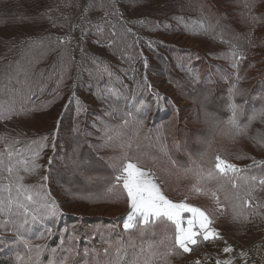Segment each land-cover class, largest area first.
Here are the masks:
<instances>
[{"label":"trees","instance_id":"obj_1","mask_svg":"<svg viewBox=\"0 0 264 264\" xmlns=\"http://www.w3.org/2000/svg\"><path fill=\"white\" fill-rule=\"evenodd\" d=\"M53 1L55 0H9V8L0 6V23L1 21L9 22V24L13 23L14 26L18 23L22 26L19 22L22 20L21 22L34 31L30 35L28 34L31 33V30L25 33L17 42L9 41V47L0 50V104L13 103L18 111L20 109L25 110L24 114L12 115L9 119V125H13L16 133L10 136L12 128L10 130L8 128L9 141L5 142L7 144L12 140L19 141L12 144L11 147L21 150L20 158L27 157V153L22 150L26 147L28 141L38 140L41 136L46 135L48 137L47 147L41 150L40 155L43 153L47 155L52 140L47 134L48 131L39 129L33 131L28 127L30 124L26 121L23 122V120L28 119L30 116L34 117V114L43 110L50 109L51 111L53 106H57L58 110L65 108L62 115L67 111H69V115H73L71 109L75 106L74 101L79 99L75 94L74 99L71 96L68 103L64 104L65 99L72 90L73 60L71 57V41L67 44H61L57 41V38L71 35L72 20L75 14L79 12L81 0H57L61 5L60 12L62 13V15H57L55 18V25L59 28L57 31H54L53 26L50 25L52 21L48 23L43 15L45 11H56L58 7L51 5ZM141 1L139 0V2ZM160 1H164L159 6L164 11L157 12L159 14L157 16L151 15L143 18L153 20L160 25L159 29L152 30L154 32L161 31L180 35L188 34L197 41L201 40L206 46L210 43L208 47H203L207 48L204 54L209 56L211 60L205 58L203 52L201 53L197 49L163 41L158 36L156 38V36L144 34V37H134L133 32L132 35L127 36L125 42L133 43L138 40L140 45L138 46L136 43L133 48L127 50L129 56L135 57L134 60L137 64L133 76L135 83H129L124 78L121 79L123 86L120 84L112 85L122 93L121 97L115 101V105H121L122 107L124 105L123 108L126 112V110L131 109L132 105L139 104L141 99L144 100L146 104L150 105L146 115L142 116L144 121H149V132L136 139L134 138L135 129L130 127L126 130L127 134L113 144L119 143L120 148L121 143L134 140L132 148L128 150L129 155L134 153L141 155L143 166L148 167L157 174L159 181L163 184L165 193L170 198L180 199L186 196L187 199H191L195 197L194 202L198 200L199 202L196 203L201 208L212 212L211 218L214 225L244 241L254 231L264 229V208L246 209L245 211L248 213L259 211L262 214H249L247 220H234L232 204L224 199L226 193L235 191L231 185H225V189L217 193L221 204L225 206L223 212H221L210 197L199 195L190 190L194 183L193 179L183 175L178 176L177 167L170 162L168 155L161 151V145H166L171 158L182 166H187L189 159H191L198 161L207 170L213 167V157L218 154L224 156V158L234 157L235 160L241 162L243 164L240 167L241 174L264 176V158L259 159L257 157L260 155V152H257L258 149L264 151V115H262L264 113L259 98V92L264 91V64L262 62L264 61V0H154V4ZM101 2L104 3V8L99 7ZM113 2L114 0H95L96 6L85 12V6L89 3V0H85L79 30L80 32L81 29L85 30L82 35L83 47L85 51L91 53L89 45L94 41L92 36L97 33L96 25H103L105 29L103 35H101V41L105 40L103 46L111 52L114 59L120 61L122 60L121 51L123 50L121 39L127 26L124 22H121L120 16L112 14L111 5ZM0 3L4 2L0 0ZM64 3L68 4L69 8L75 6L71 15L64 14L65 8L62 6ZM121 3L124 4L123 0H121ZM7 9H9V16L4 13ZM106 11L108 12V18L104 17ZM116 11L119 13L117 7ZM165 14H168V16L166 15L165 18L160 17ZM177 16H182L185 20H191L192 22L199 20L206 26L210 22L214 27L207 33L199 30L189 31L186 30L183 24L173 18ZM253 16L257 19L252 20L251 17ZM241 20H244V23L240 26ZM137 21L138 19L131 20V23H134V27L142 31V27L146 26L137 24ZM113 24L116 25L115 29L111 28ZM164 24H167L168 27H163ZM148 27L152 26L148 25ZM143 29L145 30V28ZM113 31L116 33L115 35H111ZM42 38H46L43 46L32 51L27 50L30 39L39 41ZM108 39L116 42L115 47H108ZM148 41H155L156 43L149 47ZM158 49H162L165 53L159 52ZM239 52H251V57L238 61ZM137 53L141 55H137ZM28 60L33 61V66L28 77V85H25L23 83L25 80L24 74L21 72L17 76L16 70L18 62L27 64ZM145 60L147 66L144 64ZM234 63L236 64L235 67H233ZM121 66L120 62L114 63L112 71L123 78L124 76L119 72ZM123 69L126 70L127 76L131 77L129 67L124 65ZM185 69H190L191 74L186 72ZM196 73L199 74V80L195 79L194 74ZM8 76L13 78L9 80ZM49 76H51V79H49ZM62 76L63 79L61 80ZM160 77H164L163 80H160ZM145 78L151 88L144 85ZM58 81H61L59 86ZM89 83L91 84L89 89H95V83L91 81ZM103 83L105 82H101V86H103ZM154 83H167L169 85L167 90L171 89L173 94L181 95L180 100H187V102L183 106H178L174 96L169 91H166L165 94L157 89ZM233 86L243 92V95L236 96L234 99L240 107V122L248 125V144L249 146H255L256 149H249L244 143L237 148L230 145L229 153H226L225 151L212 150V145L208 144V142L213 141L212 136L216 135L215 132L220 130L217 129L215 132L210 130L208 124L205 123L204 113H214L221 120L230 118L232 113L228 110V107L230 100L233 99L231 92ZM204 93L210 96V102L207 104L201 102V96ZM80 114V110L74 111V116ZM103 122L112 125L119 124L117 120L110 118H103ZM63 127L62 136L58 139L55 138L53 141L57 147L52 154L54 161L52 168L53 184L60 189V193L62 192L72 200L91 194L94 197H99V199L88 200L90 203L108 201L113 194L103 196L102 194L107 189L101 190L100 187L106 180L105 172H109L111 166L109 158L118 156L122 150L112 152L109 151L112 148L110 146L105 148L95 147L103 143L101 139L102 131L87 130V127H83L79 133H74V124ZM199 131L203 132L201 138V132ZM88 132L97 137H90ZM196 133H198L199 140H187V138H190V134L193 136ZM205 140L207 143L201 142ZM59 142L62 143L60 146H63L61 149L59 148ZM77 146L80 158L89 161L87 165L82 166V174L80 172L72 173L66 167L68 159L74 156V150L77 149ZM206 150L211 151L208 159L206 158ZM201 154H203L202 159ZM55 158L62 160V162ZM116 169L117 165L111 169V172H117ZM40 172L33 174L36 175L37 181L28 185L43 183ZM88 177H94V179L89 180ZM112 185L111 183L110 187ZM209 187L215 189V185L210 184ZM240 191L243 192V189ZM52 198L56 201L53 196ZM252 203L253 205L264 204V188H256L252 193ZM56 204L61 211L52 220H45L43 223L29 222L20 227L19 232L16 231L13 225L9 224V229L13 227L16 232L11 235L8 232V225L0 227V264H9L14 260L16 264H22L21 261L16 259L18 255L23 257L24 261H27L28 253L22 239H29L33 244L46 245L49 249L61 245V248L58 249V258L61 260L67 258L66 264H108L110 258L115 255L112 249L109 250V253L104 251L110 243L116 240L122 241L125 245L128 244L129 240L135 241L137 245L142 243L136 230L125 231L119 225H115V222L102 216L79 218L75 214L66 215L61 213L65 209V201L57 199ZM3 217H6L7 220L6 214H0V223L6 221ZM228 220L236 221L239 226L238 233L230 231V223L227 224ZM75 222L78 224H74ZM48 228L52 230L51 235L47 233ZM30 229L32 230L30 231ZM162 229L163 225L158 224L154 228V233L159 234ZM169 234H171L170 229ZM41 235H43V238L37 239ZM158 238V235L148 233L144 239ZM222 240L202 242L194 248L193 252L171 258V264H182L189 254L197 253H204L205 256L214 260L216 250L222 244ZM9 241L13 245L8 244V249V245L6 246L5 243ZM68 249H72L71 254ZM4 253H9V257H4ZM41 259L44 264H47L49 254L45 252L42 254Z\"/></svg>","mask_w":264,"mask_h":264},{"label":"snow or ice","instance_id":"obj_2","mask_svg":"<svg viewBox=\"0 0 264 264\" xmlns=\"http://www.w3.org/2000/svg\"><path fill=\"white\" fill-rule=\"evenodd\" d=\"M95 6V0H89V3L85 6V12ZM111 6L113 15L118 17L122 15L116 11L114 2ZM99 7L104 8V3L101 2ZM107 15L108 12L106 11L105 16ZM173 18L183 24L186 30L189 31L199 30L207 33L214 27L210 22L206 26L204 23L199 22V20L192 22L191 20H185L182 16ZM251 19L256 20L257 18L253 16ZM137 23L142 26L153 25V30L160 27L156 22L147 19L138 20ZM115 27L116 25H111L112 29H115ZM163 27L167 28L168 25L164 24ZM96 30L98 35H102L105 29L103 25L98 24L96 25ZM84 32L85 30L81 29V35ZM115 34L114 31L111 33V35ZM129 35H132V29L126 27L121 39V43L123 44V50L121 51L122 60L135 59V57L128 55L127 50L133 48L139 41L136 40L133 43L125 42ZM44 39L46 38H42L39 41L30 39L27 50L32 51L35 48L43 46ZM57 41L61 44H67L71 41V36L58 37ZM100 42V39H97L96 43ZM115 43L111 39L107 40L108 47L110 48L115 47ZM155 43V41H148L149 47H152ZM81 50L83 51V49ZM137 55L141 54L137 53ZM91 62L95 65V68H85L84 71H87L88 75L96 82L95 95L97 99L112 101L108 105L111 110L106 111L105 115L109 117L114 114L121 115L120 124L112 125L107 122H102L103 127L101 131L103 135L101 139L103 143L95 147L105 148L111 146L115 141L121 140L127 134L126 130L130 127L135 129L134 138L139 139L141 130L144 127V120L140 119V117L146 115L150 109V105L141 99L139 104L132 105L130 110L122 114L119 113L114 107V104L121 97L122 93L112 85L120 84L123 86V81L109 66H102V61L93 59ZM144 63L147 66L146 60ZM32 66V60H28L27 64H20L19 62L17 64V76L21 72L24 74L25 80L23 83L25 85H28V77L31 73ZM235 66L236 64L234 63L233 67ZM122 71L126 72L123 69ZM185 71L191 74L190 69H185ZM194 75L196 80L200 79L198 73ZM105 77L108 78L107 83L101 86L99 82ZM7 78L11 80L13 77L8 76ZM49 79H51V76H49ZM62 79L63 76L61 77ZM60 82H57L58 86ZM144 85L151 88L146 78ZM231 92L239 95L235 86H233ZM72 98H75V93H73ZM231 107L233 108V112L228 121H219L207 112L204 113V117L205 123L208 124L210 130L215 132L219 129L223 134L235 140L237 136L247 133L248 125L240 122V107L239 110H237L236 104L231 105ZM81 110H85L83 105H81ZM24 112V109L18 111L13 103L0 104V118L10 119L12 115H20L24 114ZM73 132H80L78 125L74 126ZM4 140H7V138L0 136V141ZM47 140L48 137L45 135L41 136L38 140L28 141L26 147L22 150L27 153L26 158H20L21 150H16L11 147L12 144L19 142L18 140L8 142L6 144L8 150L6 152H0V170L6 171L8 174L7 177L0 176V214H6L9 217V219L0 223V227L11 224L19 232L20 227L29 222L43 223L45 220L54 219L60 213L56 201L52 198L43 183L37 185L25 184L23 183L25 177L20 174L21 170L26 174H35L42 167L38 161L41 150L47 147ZM201 142L207 143L206 140ZM52 147L55 149V143L52 144ZM120 148L122 151L118 156L109 158L110 160L118 162L116 169L118 175L114 177L115 183L102 195L108 196L114 194L115 189L117 187L120 188L125 194L130 209L123 222V228L125 230L138 231L142 243L137 245L133 240H129L127 245L120 240L110 243L104 251L105 253H109V250L112 249L115 255L110 258L108 264H171V258L193 252L194 248L202 242H212L217 239H222L217 229L211 227L213 224V219L211 218L213 214L211 211L187 202L186 196L180 200L170 198L163 190L161 183L157 181L154 173L143 166L141 155L134 157L129 155L128 150L132 148L131 140L127 143H121ZM78 151L77 146V149L74 150V156L68 159L66 167L72 173L80 172L82 174V166L87 165L89 161L87 159H81ZM161 151L165 155H168L170 162L177 167L178 174L193 179L194 183L190 190L199 195L210 197L221 212H223L225 206L221 204L217 193L223 191L225 185L230 184L235 191L226 193L224 199L232 204L234 220H247L249 214H262L259 211L248 213L245 210L264 208V204L253 205L252 203V193L257 187L264 188V176L257 177L255 175L241 174L242 170L236 164L230 163L218 154L213 157V167L206 170L198 161L191 159H189L187 166L179 165L176 160L171 158L166 145H161ZM202 158L203 154H201ZM51 162L52 157H49V164ZM5 178L8 180L7 184L2 182ZM47 179V176L41 178L42 181ZM88 179L92 180L94 177H88ZM210 184L215 185L214 190L209 187ZM241 189H243V192L240 191ZM3 192H6L7 195H3ZM79 198L85 200L99 199V197H94L91 194L80 196ZM158 224L163 225V229L161 233L156 234L154 233V228ZM169 229L171 230V234H169ZM51 231V228L47 229L49 235H51ZM148 233L158 235L159 238L145 240L144 238ZM42 238L43 235L37 237V239ZM22 243L28 253L27 261H24V258L19 255L16 257L22 264H44L41 257L45 252L49 254L47 264H66L67 258H64V260L58 258V249L61 248V245L49 249L43 244H33L29 239H22ZM223 251L230 253L233 249L231 246H226ZM68 252L71 254L72 249H68ZM240 255L247 256V253L242 252ZM193 264H200V261L196 260ZM215 264H232V260L217 259L215 260Z\"/></svg>","mask_w":264,"mask_h":264},{"label":"rangeland","instance_id":"obj_3","mask_svg":"<svg viewBox=\"0 0 264 264\" xmlns=\"http://www.w3.org/2000/svg\"><path fill=\"white\" fill-rule=\"evenodd\" d=\"M4 3H0L1 7H8L9 8V0H2ZM116 7L119 11L120 14H122L120 17V19L126 24L127 27H130L132 29V32L134 34V37H144V34H146L147 36H158L159 39L163 40V41H167V42H171L174 44H177L179 46H183L186 48H193V49H197L199 52H203L205 49L204 47H208L210 43H208V46L204 45L201 40L197 41L194 37H192L191 35L188 34H176V33H166V32H154L153 29V25H149L152 27H142V31L138 30L136 27H134V23H131V20H141L143 18H147L148 16L154 15L157 16L159 14H157V12H161L164 11L163 9H160V5L164 3V1H160L157 4H154V0H142L141 2H139V0H123V3H121V0H114ZM52 6H57L58 8L56 9L55 12H44V18L47 19V22L50 23V25H52L53 30L57 31L59 30V28L55 25V18L57 15H62L61 11V5L58 3L57 0L53 1ZM60 6V7H59ZM64 6V14L65 15H71L73 13V9L75 8V6L70 7L68 6V4L62 5ZM85 6V0H81V6L79 9V12L77 14H75V16L73 17L72 20V30H71V57L73 60V69H72V77H71V82H72V90L71 93L69 94V96L65 99L64 104H67L69 99L71 98V96H73L72 93L77 94V96L79 97V99H76L74 101V108L71 109L73 112V115H69V111H67L66 113L63 114L64 109L63 110H58L57 106H53V110L50 111L49 110H43L41 112H38L36 114H34V117H28V119H24V121H26L28 124V127L33 130V131H37V129L39 130H44V131H48L47 134L49 135L50 138H52L51 140V145H50V150L49 153H47V155L45 153L40 155V159L38 161V163H40L42 165V167L38 170L41 171L40 173L41 178L43 176H47L48 179L47 180H43V184L46 186V189L49 191V193L56 199H59L61 201H65L64 204V211L61 212L63 214H75L76 216H79V218L82 217H104L107 218L113 222H115V225H119L122 229L123 228V222L127 217V213L130 210L127 204V200L125 197V194L120 190L119 187L116 188L115 193L113 194V196H110V199L106 202H100V203H96L97 201H95V203H90L88 200H82V199H76V200H72L70 198H68L65 194H63L62 192H59V188L53 184V180H54V176H53V172H52V168H53V164L54 161L52 159V166L51 164H49V157H52V154L55 152V150L57 149L56 145H55V149H53L52 144L54 143L53 141L55 140V138H59L60 136H62L64 127L63 126H68L70 124H74V126L78 125L79 129L81 131V128L83 127H87V130H94V131H101V128L103 127V118L106 119H112V120H117V122L120 124L121 123V115H117L114 114L113 116L109 117L107 115H105L106 111H110L111 109H109L108 105L110 103H112L111 100L108 101H104V100H100L97 99L96 95H95V89L90 90L89 88H91V84L89 83L90 81L93 83H96L89 75L87 71H84L85 68H95V65L92 64V60L96 59L98 61H102V66L103 65H107L111 68V70H113V66L114 63H121L122 66L120 67L119 72L124 76L123 78L117 73L118 76H120V78L123 80L124 78L127 80V82L129 83H135L134 82V78L133 76L135 75V70L137 67L136 61H128L126 59L123 60H116L113 58V55H111V52L109 50H107L106 48H104V43L105 40L101 41V35H97V33L95 35L92 36L93 38V42L89 45L91 53H88L87 51L84 50L83 47V43H82V35L81 32L79 30V23H80V18H81V12L83 11ZM157 7V8H156ZM49 8V7H47ZM46 8V10H47ZM51 8V7H50ZM174 11H176L174 9ZM4 13H6L9 16V9H7ZM163 14V13H162ZM166 15L168 16V14L162 15L160 17H166ZM106 18H108L107 16H104ZM152 19V18H150ZM22 20H20L19 22L21 23L22 26L18 25V23L15 24V26L13 25V23L9 22H2L0 23V50H3L6 47H9V41H14L17 42L19 41L20 38H22V35H24L25 33L29 32L31 30V33H29L28 35L32 34L34 31H32V29L26 25L25 23L21 22ZM153 21V20H151ZM155 22V21H154ZM244 20L240 21V26L243 25ZM138 24V23H137ZM75 26V27H74ZM145 28V30L143 29ZM159 29V28H158ZM155 30V29H154ZM36 31V30H35ZM103 35V34H102ZM97 39H100V43H96ZM136 39V38H135ZM138 46H140L137 43ZM204 46V47H203ZM204 49H203V48ZM83 49V51L81 50ZM159 52L161 53H165L162 49H158ZM206 57L210 59L209 56H207L206 54H204ZM249 56L251 57V52H239L237 60L240 61L244 58H248ZM211 60V59H210ZM145 62V61H144ZM264 64V61H262ZM145 64V63H144ZM126 65L129 67V71L131 73V77L127 76V72L122 71L123 66ZM124 70V69H123ZM129 73V72H128ZM116 74V73H115ZM164 77H160V80H163ZM104 80V81H103ZM103 80H101L99 83L101 84V82H105L107 83L108 78L105 77ZM152 80V79H151ZM153 82V80H152ZM105 83H103L102 85H104ZM133 86V85H132ZM154 86L157 89H160L162 92H164L166 94V91H169L175 98L176 103L178 106H183L184 103L187 102V100H180L179 98L181 97V95H176L173 94V91L167 90L168 88V84L167 83H154ZM167 95H169L167 93ZM259 98H260V105L261 108L263 109V113H264V91H260L259 92ZM73 99V98H72ZM81 105L84 106L85 110H81ZM130 105V104H129ZM114 107L118 110L119 113H123L125 112V108L124 105L123 107L121 105H115ZM69 110V109H68ZM81 111L80 115H76L74 116V111ZM186 110V109H184ZM127 111V110H126ZM200 111V110H199ZM49 118L51 119V121L49 122ZM140 119H142V117H140ZM163 122V121H162ZM159 125V124H158ZM10 126V127H9ZM10 131V136H12V134L16 133L15 130L13 129V125H9V119H4L1 118L0 119V136L6 137L7 140L4 141H0V152H6L8 149L6 148V141H9V130ZM148 128H149V121H144V129L141 130L140 136H142L144 133H148ZM8 130V132L6 133V131ZM200 134V138L203 135L202 131ZM218 132V133H217ZM90 133V137L92 136V138H96L97 136H94L91 134V132H88V134ZM216 135L214 134L212 136V140L210 143L208 142L209 145H212V150H217V151H225L226 153H229V146L232 145L233 147H239L242 144H246V146H248L249 149H256L255 146H249V138L247 137V133L245 135H241V136H237L235 138V140H233L230 136L223 134L221 131H216L215 132ZM82 135V134H81ZM84 137V135H82ZM190 138H187L188 141H197L199 140V136L198 133H196L195 135L191 136V134L189 135ZM198 136V139H197ZM134 139V138H133ZM118 142V141H117ZM134 142V140H132V143ZM59 146L60 144H62L61 142L58 143ZM58 146V147H59ZM63 146H60L59 148L61 149ZM112 148L109 149V151L112 152H120V150H122L121 148H119V143L117 144H112V146H110ZM258 148V147H257ZM108 149V148H107ZM211 151L206 150V158H209V153ZM257 152H260V155L257 156L259 159L260 158H264V151L263 150H257ZM140 154L134 153L133 155L130 156H137ZM222 157V156H221ZM57 158V157H56ZM55 158V159H56ZM223 159H227L230 163H234L236 164L239 168L243 165L241 162H238L237 160H235L234 157L231 158H227L224 156L222 157ZM59 160V159H56ZM60 162H62V160H59ZM111 161V166L109 167V172H105V182L103 183V185L100 187L101 190H106L110 187V184H114L115 180L114 177L116 175H118V172H111L113 168L116 167L117 162L110 160ZM104 162H106V160H104ZM51 166V168H50ZM146 169H149L148 167H145ZM150 170V169H149ZM37 171V172H38ZM155 177L157 178V181L159 183H161L159 181V178L157 177V174L151 170ZM20 174L22 176L25 177L23 183L25 184H31L34 183L36 180L35 176L33 174H26L24 173L22 170L20 172ZM7 172L0 170V176L3 177H7ZM180 176V174L178 175ZM4 184L8 183V180L5 178L2 181ZM162 187L163 184L161 183ZM62 190V188H61ZM164 190V187H163ZM3 195H7L6 192L2 193ZM191 198V197H190ZM195 197H192L191 199H187V202L193 203L196 206H199L198 200L196 202L193 201ZM183 199V198H180ZM180 199H174V200H180ZM195 200V199H194ZM111 201V202H109ZM200 207V206H199ZM203 209V208H202ZM61 211V210H60ZM4 220H6V217H3ZM7 219L8 216H7ZM230 223V231L231 232H237L238 233V224L236 223V221L231 220V221H227V224ZM74 224H78V223H74ZM97 225H99L97 223ZM240 225V224H239ZM73 226V225H72ZM74 227V226H73ZM101 227V226H100ZM101 229V228H100ZM241 229V226H240ZM8 232L9 234H15V230L13 227H11L9 229V224H8ZM32 229H30L31 231ZM125 230V229H124ZM222 230V229H221ZM126 231V230H125ZM227 235H229L230 237H233L237 240H240L238 237L234 236L233 234H231L230 232L228 233L227 231H225ZM251 235L248 236V238L244 241H248V239L250 238ZM107 237V236H106ZM224 240V238H222ZM223 240H222V244H223ZM241 241V240H240ZM254 242H263L262 240H256L253 241L251 243H249L247 245V252H248V246L251 245ZM6 246L9 245H13V243L11 241L5 243ZM222 244L219 246V248H217L216 251H218ZM9 245L7 246L9 249ZM65 252V251H64ZM198 255H203L205 257V259H210L212 260L210 257L205 256L204 253H197V254H189L187 256V259L183 260L182 264H193L194 261L199 260L200 264H203L204 260L198 258ZM4 257L8 258L9 257V253H4L3 254ZM214 261V260H212ZM247 259L244 260L243 263H246ZM9 264H16L15 260L10 262Z\"/></svg>","mask_w":264,"mask_h":264},{"label":"crops","instance_id":"obj_4","mask_svg":"<svg viewBox=\"0 0 264 264\" xmlns=\"http://www.w3.org/2000/svg\"><path fill=\"white\" fill-rule=\"evenodd\" d=\"M211 227H214L215 229H217V231L220 233V236L224 238V240H223V244L221 248L216 252L214 261L210 259H205L203 255L197 256L198 258L204 260L203 264H215V260L217 259H231L232 264H250L248 261L246 263H243L244 260L246 259V256H241L240 254L242 252L247 253V245L253 241L262 240L264 243V229H258L254 231L253 234L248 239V241L246 242L243 240L240 241L233 237H230L229 235L225 234L226 232H224L223 230H221V228H219L218 226L214 224H212ZM226 246H231L233 251L230 253H225L223 249Z\"/></svg>","mask_w":264,"mask_h":264},{"label":"built area","instance_id":"obj_5","mask_svg":"<svg viewBox=\"0 0 264 264\" xmlns=\"http://www.w3.org/2000/svg\"><path fill=\"white\" fill-rule=\"evenodd\" d=\"M246 259L250 264H264V243L254 242L249 245Z\"/></svg>","mask_w":264,"mask_h":264},{"label":"clouds","instance_id":"obj_6","mask_svg":"<svg viewBox=\"0 0 264 264\" xmlns=\"http://www.w3.org/2000/svg\"><path fill=\"white\" fill-rule=\"evenodd\" d=\"M237 91L239 92V95H236L235 93H232L233 99L230 100V104H229V107H228V110H229L231 113L233 112V108L231 107V105L236 104V103H235V99H234V97L243 95V92H242L241 90L237 89ZM201 102L204 103V104L209 103V102H210V96H209L207 93L202 94V96H201ZM236 105H237V104H236ZM237 110H239V105H237ZM210 114H211L213 117H215L217 120H219V121H228V120H230V118H231V117H230V118H228V119H226V120H221V119H219L214 113H210ZM231 116H232V115H231Z\"/></svg>","mask_w":264,"mask_h":264}]
</instances>
